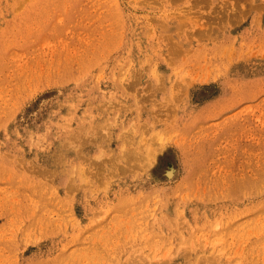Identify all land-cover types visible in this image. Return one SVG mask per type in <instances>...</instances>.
<instances>
[{
    "label": "rangeland",
    "instance_id": "obj_1",
    "mask_svg": "<svg viewBox=\"0 0 264 264\" xmlns=\"http://www.w3.org/2000/svg\"><path fill=\"white\" fill-rule=\"evenodd\" d=\"M0 264H264V0H0Z\"/></svg>",
    "mask_w": 264,
    "mask_h": 264
}]
</instances>
